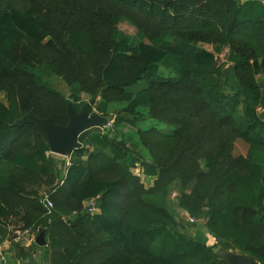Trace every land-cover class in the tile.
Returning a JSON list of instances; mask_svg holds the SVG:
<instances>
[{
    "label": "trees",
    "instance_id": "trees-1",
    "mask_svg": "<svg viewBox=\"0 0 264 264\" xmlns=\"http://www.w3.org/2000/svg\"><path fill=\"white\" fill-rule=\"evenodd\" d=\"M123 21L137 34L123 32ZM225 50L228 69L216 61ZM257 72L264 74L259 0H0V129L7 128L0 241L43 230L60 254L54 264H228L203 241L169 230L165 199L177 182L178 206L191 218L205 213L208 235L264 264ZM47 73L93 97L89 111L104 115L110 102L125 100L132 123L144 122L145 106L154 121L173 126L170 133L138 127L130 144L104 128L82 132L48 190L49 214L38 194L56 183L55 154L38 127L13 125L27 113L67 124L65 98L44 83ZM141 80L135 92L127 89ZM121 122L116 116L113 124ZM237 139L248 145L244 154L234 153ZM28 143L35 151L23 149ZM136 165L151 184L132 171ZM92 198L96 211L83 212Z\"/></svg>",
    "mask_w": 264,
    "mask_h": 264
},
{
    "label": "rangeland",
    "instance_id": "rangeland-1",
    "mask_svg": "<svg viewBox=\"0 0 264 264\" xmlns=\"http://www.w3.org/2000/svg\"><path fill=\"white\" fill-rule=\"evenodd\" d=\"M261 3L263 0H259ZM9 2H3L2 4L5 6ZM119 28L128 34L135 35L137 34V29L134 25L130 24L127 21H123L119 24ZM204 48L207 50H211L210 45H204ZM226 50L223 51V53L216 55V61L217 64H225V68H229V64L226 63L225 61V54ZM256 80L260 84V86H264V74L257 72L256 73ZM43 81L46 85L51 87L53 90H56L59 94H61L65 100L70 99L75 108L78 110L81 105L88 101L90 98V95L80 91V89L77 86H68L62 79H60L58 76L47 73L45 76H43ZM144 80H141L134 86H130L127 89L129 91L135 92L139 87L144 85ZM260 90H263L261 87ZM72 97V98H71ZM0 100L4 101L3 94L0 93ZM99 100V97H97L96 102ZM126 101L125 100H118V101H112L108 104L107 112L104 114L105 116H110L113 119V122L116 118V116H119L122 118V122L120 124H113L110 123L107 127L103 129L104 132L114 135V136H123V138L130 144L132 140H136L135 136V130L138 127H150V126H155L159 131L163 133H170L173 129V126L171 124H166V123H160L157 121H154L152 118L149 117L148 115V108L145 106H142L139 108V110L143 113L145 120L144 122H134L133 117L125 113L122 108L125 105ZM259 109L263 107V104H259ZM93 111H96V108L93 107ZM97 112V111H96ZM135 124V125H134ZM7 131V128H1L0 129V140L3 138ZM248 145L244 140L237 139L235 141L234 145V153L235 154H244L247 150ZM23 149L28 152H33L35 151V147L33 143H28L23 146ZM144 157L148 158L146 155L145 151L143 152ZM56 159L54 162V171L55 173H58V177L56 179V183L52 187H42L41 190L39 191V194H42L43 192H47L51 188H54L57 183L60 182V178L62 175V172L64 171V168L66 164L68 163L69 156L64 157L60 155H54ZM132 171L136 174L139 175L142 181H144L145 185L151 184V178L150 177H145L142 174V170L139 167V165H136ZM170 190L168 192V195L165 199V205L168 211L170 212L171 216L174 218L173 223L169 225V230L173 232H182L185 233L188 237H192L198 240L203 241L207 246L210 247V251L214 256H218L221 258V254L224 251H236L238 253H241L238 248L234 247L233 243H224V242H218L215 240L213 237H208V233L206 231V228L204 227V219H205V213H202L198 218H193L194 221H190L189 217L190 216H180L178 210V202L176 201V197L178 194L181 192V187L177 184V182H174L171 184ZM83 212L87 211L88 208V203H84L83 205ZM180 208V207H179ZM206 209V208H205ZM264 212V211H263ZM46 214V213H45ZM77 213H73L72 215H68L64 217V220H71L73 219ZM203 223V224H201ZM201 228V229H200ZM43 231V230H41ZM207 236V238H206ZM14 241V240H13ZM15 242V241H14Z\"/></svg>",
    "mask_w": 264,
    "mask_h": 264
},
{
    "label": "water",
    "instance_id": "water-1",
    "mask_svg": "<svg viewBox=\"0 0 264 264\" xmlns=\"http://www.w3.org/2000/svg\"><path fill=\"white\" fill-rule=\"evenodd\" d=\"M67 124L56 123L52 118H38L32 113L24 114L17 118L13 125L22 126L24 124H33L38 127L47 140L51 154L64 157L70 156L73 148L78 143L79 135L91 128H105L113 119L96 111H89V106L93 104L94 98L84 102L77 110L70 99H66ZM120 140V137H118ZM35 244L44 246L46 244L45 232L40 231L35 238ZM221 258L228 264H259V262L244 253L236 251H224ZM3 261L0 260V264Z\"/></svg>",
    "mask_w": 264,
    "mask_h": 264
},
{
    "label": "crops",
    "instance_id": "crops-1",
    "mask_svg": "<svg viewBox=\"0 0 264 264\" xmlns=\"http://www.w3.org/2000/svg\"><path fill=\"white\" fill-rule=\"evenodd\" d=\"M178 210H180V216H189L183 209L178 207ZM31 237H33L31 242L27 244L18 243V245H15V242L13 243L10 241L8 234L4 235L0 241V260L5 264H54L55 260L60 258V254L54 252L49 245L46 236V244L44 246H38L36 244V247H33L36 235L31 234ZM208 237L211 236L208 235ZM18 247L23 249H19Z\"/></svg>",
    "mask_w": 264,
    "mask_h": 264
},
{
    "label": "built area",
    "instance_id": "built-area-1",
    "mask_svg": "<svg viewBox=\"0 0 264 264\" xmlns=\"http://www.w3.org/2000/svg\"><path fill=\"white\" fill-rule=\"evenodd\" d=\"M262 4L264 5V0L262 1ZM50 152V151H49ZM54 191L52 189L51 191L43 192L42 194L39 195L38 201L39 204L46 210V212L49 214L53 208V201L50 197L51 193ZM88 203V208L87 211L88 213H94L96 211V199L92 198L87 201ZM190 221H194L193 218L190 217ZM33 237H31V233L28 230H23V231H18L13 238L15 242H19L22 244H27L31 242ZM1 252V251H0ZM1 264H5L4 262Z\"/></svg>",
    "mask_w": 264,
    "mask_h": 264
}]
</instances>
